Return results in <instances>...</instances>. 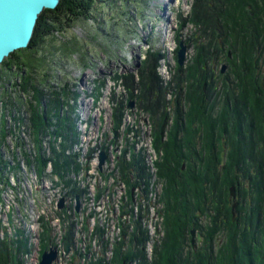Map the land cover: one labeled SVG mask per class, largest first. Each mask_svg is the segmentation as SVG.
<instances>
[{"label":"trees","instance_id":"1","mask_svg":"<svg viewBox=\"0 0 264 264\" xmlns=\"http://www.w3.org/2000/svg\"><path fill=\"white\" fill-rule=\"evenodd\" d=\"M104 2L105 0H61L57 9L45 10L39 18L29 48L19 50L6 59L0 68V75L7 67L8 70L17 69V72L29 74L19 86L20 93L31 90L35 92L33 103L36 106L41 108L42 102L48 100L49 107L60 110L66 101L62 97L56 101L53 95L48 96L42 92L36 85L39 82L35 83L29 73L30 70L38 72L39 65L43 63L37 56L40 52L38 47L45 43L47 36L61 32L64 26L86 19L95 3ZM188 25H192L194 30L186 43L195 50V55L187 68H176L173 83L165 85L158 74L159 61L163 55L157 51H150L147 55L139 70L138 82L133 75L125 77L129 99H135L139 108L149 116L153 147L158 153L163 152L156 168L157 177L164 184L160 201L164 208L158 213L163 218L165 238L161 245L155 247L151 264H251L249 248L241 242L249 241V228L257 223V219L250 220L245 214L240 215L242 207L239 206L237 212L240 218L245 217L244 221L249 227L245 230L237 229V224L233 221L230 191L235 187L239 175L244 180L250 179L253 191L259 192L263 188L262 184L257 183L262 161L253 149L241 146H236L235 149V136L230 129L235 131L239 127L234 123L232 115L236 111L240 115L241 113L234 106L244 104L249 113L245 117L248 122L245 127L251 126L250 129L258 134V140L264 144V90L261 87L264 65V0H194L190 16L181 20L179 27L182 29ZM235 44L238 55L233 53ZM230 52L235 58L229 57ZM223 63L227 64L229 71L227 79L221 80L220 77H226L218 72L219 65ZM211 79L213 83H210ZM185 81L187 88L184 90ZM221 82L222 87L224 86L221 95L227 97L226 103L219 114L213 113L212 116L209 114L212 106L205 101L208 96L202 94L201 87L208 83L215 89ZM229 87L239 93L233 95ZM169 94L172 95L173 102L168 100ZM211 94L213 93L209 97ZM215 95L218 102L219 94L214 93L213 97ZM233 96L236 103L231 105L229 99ZM213 97L211 96L213 104H216ZM120 106L117 111L123 109V105ZM49 117V114H45L43 119L36 108L30 120L34 143L40 154L37 160L39 171L44 169L47 162L42 154L39 130H46L45 125H51ZM166 118L172 119L173 123L168 130L167 140L163 142L161 127ZM120 121L121 115L115 113L116 129L119 128ZM64 123L68 124L69 120L58 121V130L54 135L66 141ZM248 141H251L250 138ZM243 142L247 144V141ZM59 145L58 148L52 147V150L55 158H58L55 159L54 166L61 173L69 167L66 166L67 161L61 159L59 151L65 149V143ZM223 151L227 152L224 165L221 163ZM4 167L5 162L0 158V174ZM253 171H256L255 176L251 174ZM123 172L129 190L142 181L148 183L145 167L135 160L123 163ZM242 199L244 203L246 196L242 195ZM254 212L256 213L255 210L252 211ZM48 225L45 224L46 231L42 234L43 250L48 249L53 241ZM193 228L204 235V242L196 251L189 238ZM220 232L222 234L218 238ZM149 242L150 236L141 220L132 219L131 224L124 225L122 238L114 246L112 264H150L145 252ZM11 246L7 240H0V264H21L19 257L22 249H26L24 244L17 242L16 247L13 244L15 251ZM261 260L262 256L257 255V264L262 263ZM92 264L107 263L101 259Z\"/></svg>","mask_w":264,"mask_h":264},{"label":"rangeland","instance_id":"2","mask_svg":"<svg viewBox=\"0 0 264 264\" xmlns=\"http://www.w3.org/2000/svg\"><path fill=\"white\" fill-rule=\"evenodd\" d=\"M193 3L194 0H105L104 4L95 3L91 14L86 19H81L71 25L64 26L61 32L47 36L45 43L40 44L38 47V51L40 52L37 56L41 59V63H43L39 65L38 72L30 70L29 73L34 78L35 83L39 82L36 84L38 85L37 87L48 96L53 95L55 100L62 97L63 101H66L68 97L71 98L70 102L72 101L74 105L71 106V103L65 109L60 108L61 112L58 108L53 109L52 106L49 107V104L47 105L45 100L42 102L41 108L36 106L33 103L35 92L31 90L27 93L24 91H22L23 94L20 93L19 86L23 84L25 78L29 77V74L17 72V69L8 70V67L3 69L4 71L0 75V158L3 161L9 162L12 159V154L17 155V151H22L16 148L17 145L15 143H19V138L23 134L24 138L29 140L31 145L36 146L32 130L30 137L28 132L31 129L30 120L36 108L43 119L45 114H49L51 117H49L51 125L48 127L45 125L46 130H39V133H41V146L43 150L49 152V155H51L50 148L52 149L54 146L58 148V145L62 143V140L54 135L58 130L56 127L58 121L62 119L69 120L68 124H63L65 131L70 130L74 122L75 126L79 128V121L85 112L88 110L91 116L94 113L90 109L92 105L89 107L91 103L97 108L96 114L100 111L102 116L106 113L112 116V108L117 107L119 109V103L123 100L125 77L133 75L136 82L139 81V70L150 51L152 53L155 50L161 54L168 53L169 63L168 65L165 64V68L162 67L164 64L162 58L158 74H161L160 76L163 77L164 83H169L171 80L173 83V78L176 75V73H173V70L179 67L177 49L180 47V42L184 41L185 43L194 30L192 25H188L186 29L181 31L179 27L180 21L190 16ZM171 37L172 39H170ZM235 47L233 53L238 55L236 44ZM194 55L195 50L191 47L188 48L185 68L191 64ZM230 56L235 58L231 52L229 53ZM221 66L219 65L218 68L219 73L222 71ZM171 70L172 72H170ZM226 75L227 73H225ZM220 78L224 80L227 79V76ZM223 82L217 84L215 89L211 88V84L208 85L209 82L201 87L202 94L208 96L205 101L209 103V106L210 104L212 106V109H210L212 112H209L212 116L213 113L219 114L222 106L224 107L226 103L225 99L227 97L221 95L224 89V86L222 87ZM263 82L264 65L262 68L261 85ZM229 88L233 95L239 93L234 88ZM210 93L219 94L218 102L216 95L213 97V94H211L215 98L216 104H213L214 101L211 96L209 97ZM229 100H231V105L233 102H236L234 96ZM82 101L85 103L84 108H81ZM68 102L69 100L65 104ZM238 109L242 113L241 108ZM134 111L137 113L136 109ZM234 115L235 120L239 123L237 114L234 113ZM130 116L131 114H129V118H126V121L129 123L130 128L133 126L137 130V133L133 134L134 132H132L127 137L128 142L134 144L135 141H139L140 146H137V150L138 147H142L145 153H149V162L151 164L154 160L159 161L163 152L158 153L152 147L153 142H151L150 138L151 126L148 122L144 125L147 117L144 115L137 116V118ZM102 118L105 119L104 116ZM242 121L243 123L245 121V126L247 127L248 122L243 116H240V123ZM133 122L136 123V127L133 125ZM172 123L171 119L169 128L172 126ZM233 124L232 121V126ZM168 129L165 130L163 142L167 140ZM230 131L233 132L234 130L230 129ZM3 135L5 136L4 138ZM25 143H28V141ZM64 143L65 149H60V153L63 156L66 154L72 155L76 147H71L69 142L64 141ZM78 146L86 149L83 143L79 142ZM36 149V154H38L36 158L38 160L40 154L38 148ZM225 156L226 154L224 156L221 154L222 165L225 163ZM18 159H20L19 156ZM19 162H21V159ZM9 166L6 165L0 174V220H2L3 226L8 228L7 230L0 227V231L4 235L5 233L8 235L9 232H12L8 235L12 238L13 235H17L18 237H16L15 242L17 241L22 245L25 243V238H28L27 244L30 243L31 246H28V244L25 251L22 249L21 257L27 256L24 258L22 264L41 263L44 252L40 245L43 239L42 234L44 230L46 231V222H48V227L54 233L53 236H55V245L51 246L52 250L59 252V255L65 252L62 244L64 230L66 231L65 226L68 230L70 225H73L72 241L76 245L88 247L90 242L89 233L99 223L95 222L94 219H90L88 224L90 231L81 232L83 220L88 218L84 204L88 201L86 198L87 193L91 195L95 193L93 184L91 188H88L90 183H93V180L88 174L86 175L83 166L79 165L80 168L73 169L66 179L62 175H58L53 165L49 166L44 173V180L39 177L37 185H25L22 181L19 182L17 178L10 183L9 179L11 175L9 169L11 167ZM23 169L25 170L20 171L21 175H19L22 180H26L27 182L28 180L25 176L27 174L33 175L30 170H27L26 166ZM155 170L157 172V168ZM157 183L156 189L148 192L149 199L144 194L136 193V201L138 200V204L141 202L145 210L143 212L145 230H150L153 236L157 234L152 239L150 245L146 246L147 260L151 263L153 262L155 247L161 245L165 238L164 227L162 226L163 218L160 217V214L157 215V212L164 208L163 203L160 202L163 196L164 184L162 182ZM31 186L33 200L28 198ZM232 190L234 191V189L231 188V193ZM137 192L141 191L137 190ZM77 197H79L78 205ZM157 198H159L158 201ZM231 199L232 201L234 200V198ZM61 202H63L62 208L60 207ZM79 205L80 214L77 212ZM106 207H108V202L105 204L104 209ZM102 208H97L96 210L98 211ZM26 209L29 211L27 212ZM138 217L140 218V215L137 216L139 220ZM96 218L102 222L108 220L106 217L100 215L96 216ZM114 218L111 217L113 221L109 223L110 230L118 229L114 223L116 222ZM11 221H13L14 225L10 223ZM8 223L11 224V227H8ZM102 225H105L106 229V224L102 223ZM11 248L14 250L13 246ZM95 249L96 251L99 250L98 244L96 247L94 246L93 251Z\"/></svg>","mask_w":264,"mask_h":264},{"label":"flooded vegetation","instance_id":"3","mask_svg":"<svg viewBox=\"0 0 264 264\" xmlns=\"http://www.w3.org/2000/svg\"><path fill=\"white\" fill-rule=\"evenodd\" d=\"M231 57V56H230ZM229 68L224 72H220L222 76H225V73H228ZM210 83L212 82V79L210 81ZM262 87V85H261ZM262 89L264 90V88L262 87ZM185 95V93L183 94V96ZM169 101H172L173 98L169 97L168 98ZM236 103V102H235ZM234 107H238L241 108V115L238 113V111H236V114L238 116V122L235 120V115H233V120L234 123H237L239 125V127L237 129H235V132L233 131V134L235 136L234 138V148L236 149V146H241L245 149H253L255 151H257L258 153V157L259 159L262 161V168L260 170V172L258 173V177H257V183L258 184H262L263 188L259 189L258 191H253L252 187H251V182L250 179H243L242 176L237 175V182L235 187H233L234 189V195L235 198L233 200V202L236 203V210L235 213L236 215H233L234 217L237 216V221L236 222V226L237 229L238 228H242V230H245L249 227V224L244 221L245 217L248 216L251 219H257V223H255V225L251 226L249 228V230L251 231V236L249 238V241H242L241 244H246L248 246V251H249V257L251 258V264H257L256 262V256L257 255H261L262 256V263L259 264H264V144L261 143L258 140V134L257 133H253V130H251V126L249 128L245 127V121L243 123V121L240 123V116H243L244 118L249 114L247 111V107L242 104V106H240L239 104H236ZM169 118H167L168 120ZM169 121H171V119H169ZM243 126H242V125ZM120 132H122L121 135V142L119 143V147L114 150V153L117 155L116 157H119L118 155H122L124 157L131 156L130 160L134 159V151L135 149H137L136 146H132L125 138V131L121 130ZM248 138H250L251 141H248ZM153 139V138H152ZM125 143H124V141ZM244 141H247V144H244ZM153 142V140H152ZM112 154H113V150H111ZM225 151L222 152V155ZM226 154V152H225ZM183 169H185V167L183 166ZM256 171L251 172V174L253 176L256 175V173H254ZM242 195L246 196V200L243 202L242 199ZM241 206L242 208L240 209V215L245 214V217L242 219L240 218V215L237 212L238 207ZM233 207V205H232ZM233 209V208H232ZM255 210L256 213H252V211ZM234 221V218H233ZM243 224V225H241ZM194 232V233H193ZM221 232L217 235L218 238L221 236ZM199 236L201 237V241L199 240ZM189 238H190V244L192 246V248L196 251L198 247L202 246L203 242H204V235L203 233H201L199 230L196 229H192L190 234H189ZM259 249V250H258ZM253 254V256L251 255Z\"/></svg>","mask_w":264,"mask_h":264},{"label":"water","instance_id":"4","mask_svg":"<svg viewBox=\"0 0 264 264\" xmlns=\"http://www.w3.org/2000/svg\"><path fill=\"white\" fill-rule=\"evenodd\" d=\"M60 2L61 0H0V68L13 53L29 48L42 13L45 10L57 9ZM187 52L188 46L182 41L178 52V64L180 67L185 66ZM226 69L227 66L223 65L222 72L224 73ZM262 87L264 88V82ZM134 106L135 103L130 102L129 108L133 109ZM167 125L168 120H165L162 127L163 138L165 137ZM117 138L118 134H116ZM105 158V153H102V164ZM231 197L235 198L233 190ZM236 206V203L233 204V215L235 214ZM60 207H63V202L60 203ZM199 240L201 241L200 236ZM64 245L65 251L69 253V241L66 240ZM57 256L56 251L45 252L41 264H53L57 260Z\"/></svg>","mask_w":264,"mask_h":264},{"label":"built area","instance_id":"5","mask_svg":"<svg viewBox=\"0 0 264 264\" xmlns=\"http://www.w3.org/2000/svg\"><path fill=\"white\" fill-rule=\"evenodd\" d=\"M28 132H29V137H30V129L28 130ZM27 141H28V143H25ZM29 142H30L29 140H26L24 138V134H23L19 138V143L18 142L15 143L17 145L16 148L19 149V150H22L20 152L17 151V155L21 159V162H19L20 159H18V156L16 154H12L11 155L12 159L9 162L4 161L5 162V167H6V165H10L9 167H11L9 169V172H10V175H11V177L9 179V182L10 183H12L15 180V178H17L19 182L22 181L25 185L26 184H29V185L36 184L37 185L39 183V179H38L39 177H38L37 167H36V159H37L36 157L38 156V154H36L37 153V149H36V146L31 145ZM12 146H13V144H12ZM14 163H15V166H14ZM25 166L27 167V170H30L31 174L33 175V176H31L30 174L25 173V174H27L25 176L26 179L28 180L27 182H26V180H22V178L20 176L21 175L20 174L21 173L20 171L25 170V169H23ZM49 166H51V164H49ZM14 167L15 168L16 167L18 168L17 171H14L13 170ZM28 198H30V200H33V196H32V186L30 187L29 197ZM26 211L28 212L29 210H26ZM0 217H1V215H0ZM7 225H8V227H11V224H9V223ZM0 227L1 228H5V229L8 230V228H6L5 226H3L2 220H0ZM1 228H0V230H1ZM6 234L7 233H5V235H4L0 231V237H1L0 239H4L5 236H6Z\"/></svg>","mask_w":264,"mask_h":264},{"label":"bare ground","instance_id":"6","mask_svg":"<svg viewBox=\"0 0 264 264\" xmlns=\"http://www.w3.org/2000/svg\"><path fill=\"white\" fill-rule=\"evenodd\" d=\"M169 31V30H168ZM170 39H172V37L170 38ZM163 64V63H162ZM187 65V64H186ZM163 67V66H162ZM171 82H172V80H171ZM120 86V85H119ZM118 91V90H117ZM111 93V92H110ZM123 93V92H122ZM120 94H121V92H120ZM172 94V93H171ZM114 95V94H113ZM117 96V95H116ZM174 97V96H173ZM113 98V97H112ZM172 98V97H171ZM47 102V101H46ZM109 102H110V100H109ZM173 102V101H172ZM82 103H83V101H82ZM104 104V103H103ZM106 104V103H105ZM45 105H46V103H45ZM84 105H85V103H84ZM115 105V104H114ZM117 105V104H116ZM101 106V105H100ZM106 106H107V104H106ZM118 106V105H117ZM90 107V106H89ZM109 109V108H108ZM116 109V108H115ZM110 110V109H109ZM105 111V110H104ZM170 111H171V109H170ZM107 112V111H106ZM98 113V112H97ZM110 116V115H109ZM167 119V118H166ZM134 120V119H133ZM135 126V125H134ZM171 127V126H170ZM170 130V129H169ZM169 133V132H168ZM134 134V133H133ZM153 135V134H152ZM132 137V136H131ZM168 138V137H167ZM59 139H61L62 140V142H64L63 141V139L62 138H60L59 137ZM65 140H66V142H68L67 140V138L65 137ZM153 140V139H152ZM142 144H144V143H142ZM140 146V145H139ZM59 147H60V145H59ZM68 147H69V145H68ZM153 147V146H152ZM145 148V147H144ZM146 149V148H145ZM152 149V148H151ZM63 150V149H62ZM59 151H60V149H59ZM153 152V151H152ZM158 154V153H157ZM225 154V153H224ZM159 160V159H158ZM226 160V156H225V159H224V161ZM224 163V162H223ZM93 184V183H92ZM158 184V183H157ZM231 191H230V199L232 198L231 197ZM232 215H233V209H232ZM234 215H236V213L234 214ZM161 217V216H160ZM139 218V217H138ZM146 218V217H145ZM233 218H234V220H236V218H237V216L236 217H234L233 216ZM151 219V218H150ZM138 220V219H137ZM56 227V226H55ZM57 230H58V228H57ZM100 231V230H99ZM219 236V235H218Z\"/></svg>","mask_w":264,"mask_h":264}]
</instances>
